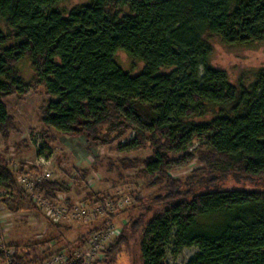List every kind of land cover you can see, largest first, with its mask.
Wrapping results in <instances>:
<instances>
[{
    "label": "trees",
    "instance_id": "16d2710c",
    "mask_svg": "<svg viewBox=\"0 0 264 264\" xmlns=\"http://www.w3.org/2000/svg\"><path fill=\"white\" fill-rule=\"evenodd\" d=\"M66 1L0 0V137L10 141L5 99L31 90L17 68L28 59L37 85L51 98L41 120L46 129L86 135L102 145L134 132L116 152L153 151L142 175L159 194L140 205L157 210L149 221L133 219L123 227L96 264H115L129 228L140 231L142 264H166L169 254L177 258L187 249L198 250L188 264H264V190L197 188L214 186L215 174L264 177V71L248 88L234 85L226 71L210 65L213 47L206 37L233 46L263 43L264 0H91L65 14L56 6ZM120 52L143 62V71L125 72L116 61ZM197 142L207 149L199 155L205 168L198 177L173 178L171 170L195 160L189 150ZM127 162L133 163L117 166L118 176L135 168ZM23 174L0 162V190L17 198H0L10 213H22V204H29L45 216L35 197L58 201L69 192L57 181L30 191L21 183ZM107 223L65 228H88L77 241L82 248ZM45 247L13 242L11 263L45 264L63 250L75 258L72 247L56 253ZM7 261L0 251V263Z\"/></svg>",
    "mask_w": 264,
    "mask_h": 264
},
{
    "label": "rangeland",
    "instance_id": "374dc122",
    "mask_svg": "<svg viewBox=\"0 0 264 264\" xmlns=\"http://www.w3.org/2000/svg\"><path fill=\"white\" fill-rule=\"evenodd\" d=\"M90 1L68 0L59 3L56 9L68 14ZM2 27L5 32L10 31L5 24H2ZM206 37L213 47L210 65L226 71L234 85L243 84L248 88L255 82L257 75L264 71V42L248 46H233L225 44L217 36L207 35ZM116 61L125 72L132 76L139 75L145 67L143 62L133 60L124 52L117 54ZM17 68L23 80L31 85V90L25 95L14 94L5 99L11 116L9 127L11 129L9 142H6L3 134L0 137V162L9 165L15 172L23 170L24 174L20 176V179L26 188H32L41 182L44 169L48 167L52 174L51 181L67 185L69 192L61 195L58 201H49L37 195L35 200L45 216L29 204H22L25 211L19 214L10 213L0 206V234L3 244L8 247L13 242L37 241L44 242L45 248L52 247L53 253L72 247L68 250H75L74 254L77 256L82 254L84 248L79 247L80 244L77 241L86 234L88 230L86 226L76 224L72 230H67L65 225L72 226L67 219L60 222L64 227L58 228L50 224V220H53L50 217L52 213L54 215V212L59 209L71 207V204L67 203L68 200L73 202V206L90 204L97 206L109 202L115 205L129 198L130 204L124 203L123 209L115 205L112 213L101 215L104 217H99L97 221L112 220L121 229L133 219L149 221L157 210V206H150L151 212H147L140 204L150 205L152 199L159 194V189L151 185V179L142 175L143 162L152 156V149L146 147L130 154L116 152L119 145L135 137L134 132H128L115 142L102 145L101 142L94 141L86 135L69 137L46 129L41 120L43 111L51 98L42 86L37 85L36 73L28 59L18 63ZM102 131L105 132V128ZM40 150H43L42 156L39 154ZM206 151L207 149L203 148L199 142L195 143L189 150L190 154L196 156L195 160L184 167L171 170L170 175L182 181L193 176L198 177L199 170L205 168L199 160V155ZM42 159L46 161L44 165H41ZM122 160L132 161V164L128 162L125 164L127 167L132 165L135 168L121 170L122 176H118L120 171L117 166H121ZM213 180L216 181L214 186L197 187L198 191L212 190L214 187L264 190V177L249 178L240 174H215ZM2 192L0 190V198H3ZM14 198L17 199L16 196ZM103 198L106 200L104 203L98 202ZM139 200L142 203H139ZM133 206L142 209L132 210ZM120 212L123 213L120 214ZM127 234L128 243L122 246L115 264H142L138 245L140 231L135 233L129 228ZM197 253V249H187L177 258L169 254L166 264H188Z\"/></svg>",
    "mask_w": 264,
    "mask_h": 264
},
{
    "label": "built area",
    "instance_id": "2783aa9c",
    "mask_svg": "<svg viewBox=\"0 0 264 264\" xmlns=\"http://www.w3.org/2000/svg\"><path fill=\"white\" fill-rule=\"evenodd\" d=\"M46 161L42 159V164L44 165ZM48 164V162H47ZM50 164V163H49ZM21 180V179H20ZM52 180V174L49 172V168L46 167L44 169V174L42 176L41 182L44 181H51ZM30 191H33L32 188H28ZM3 194V195H2ZM1 196L3 198L7 199H15L14 195L11 193H3L2 192ZM130 199L126 200H121L118 202L117 205L121 209L124 207V203L130 204ZM115 205L114 203L112 204L111 202L109 203H104L98 204L97 206H91L90 205H74L73 207H67V208H62V210H58L54 212V215L52 213L51 219H53L55 222L60 223L62 220L67 219L68 222L71 224L75 223H91V222H96L99 220V217H104L101 215H108L112 213L115 210ZM62 218V219H61ZM122 232V229L114 224L112 220H109L107 225L105 227L101 228L98 232H95L84 244L83 248L84 251L82 250V254L75 255V258L71 261L70 256L66 251L60 252L56 256H54L50 261L46 262L45 264H60V263H69V264H77L79 260L82 261V264H96L98 262H101L105 259V249L112 244V242L120 236ZM0 251L5 252V254L8 257V261L4 264H12L11 262V257L14 256L15 251L8 249L5 244L2 242V235L0 234ZM75 253V252H74Z\"/></svg>",
    "mask_w": 264,
    "mask_h": 264
}]
</instances>
